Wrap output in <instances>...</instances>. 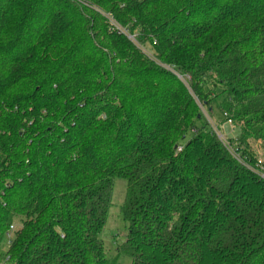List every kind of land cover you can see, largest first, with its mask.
<instances>
[{"label":"trees","instance_id":"obj_1","mask_svg":"<svg viewBox=\"0 0 264 264\" xmlns=\"http://www.w3.org/2000/svg\"><path fill=\"white\" fill-rule=\"evenodd\" d=\"M218 88L254 165L264 0H0V264H117L116 177L132 264H264V179L204 115Z\"/></svg>","mask_w":264,"mask_h":264},{"label":"rangeland","instance_id":"obj_2","mask_svg":"<svg viewBox=\"0 0 264 264\" xmlns=\"http://www.w3.org/2000/svg\"><path fill=\"white\" fill-rule=\"evenodd\" d=\"M146 50L148 52H153L151 46L147 47ZM219 95L213 101L212 111L207 114L205 108H203V113L206 117L210 118L211 121L213 120L218 128H220L226 134H233L236 135L238 131L233 129L227 122H224V114L220 109V103L224 97L223 94H220L221 88L217 89ZM209 110V109H208ZM210 114V115H209ZM212 121V122H213ZM201 124V122H199ZM192 136V132H189L185 141H188ZM263 151V152H262ZM261 154L264 153V149H260ZM262 156V155H261ZM264 159V157L262 156ZM127 192V180L122 177H116L114 181L113 193H112V205L109 210V216L107 223L103 232L101 233V238L103 239L104 247L107 251L108 256L110 257H117V264H132V258L125 254H118L117 246L123 240L124 231L127 228V222L125 221L121 207L125 201ZM16 225L19 226V220H16ZM13 233V232H12ZM14 236V234H12ZM9 247V239L5 240V244L3 247V252H6Z\"/></svg>","mask_w":264,"mask_h":264},{"label":"built area","instance_id":"obj_3","mask_svg":"<svg viewBox=\"0 0 264 264\" xmlns=\"http://www.w3.org/2000/svg\"><path fill=\"white\" fill-rule=\"evenodd\" d=\"M111 21L114 23V25H115L116 27L120 28V27L117 25V23H116L112 18H111ZM120 29H121V28H120ZM128 36H129V38L132 39L134 42H137V38H136L135 35H133V34H129V33H128ZM137 43H138V42H137ZM211 123H212V126H213V130H214L215 133L217 134L218 138L223 142L224 145H226V146L228 147L229 151L233 154V156H234L235 158H237L239 161H243V162H244L246 165H248L253 171H255V172H256L261 178L264 179V159L261 157V158L258 159V162H257L256 164H254V165L251 164V163L248 164V163L244 160L243 156H241V153H240V151H239V149H238L237 144H231V143L229 142L228 135L225 134V133H223L222 130H221L220 128H218L216 125H214V122L211 121ZM228 123L232 125V120H229ZM178 150H179V151L182 150V147L180 146V147L178 148ZM14 229H15V227H14V225H12L10 231H9L8 234H7V238L9 239V241L13 238V236H12L13 233H12V232H13Z\"/></svg>","mask_w":264,"mask_h":264}]
</instances>
